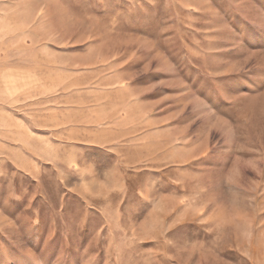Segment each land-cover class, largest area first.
<instances>
[{
    "label": "rangeland",
    "instance_id": "obj_1",
    "mask_svg": "<svg viewBox=\"0 0 264 264\" xmlns=\"http://www.w3.org/2000/svg\"><path fill=\"white\" fill-rule=\"evenodd\" d=\"M0 264H264V0H0Z\"/></svg>",
    "mask_w": 264,
    "mask_h": 264
}]
</instances>
